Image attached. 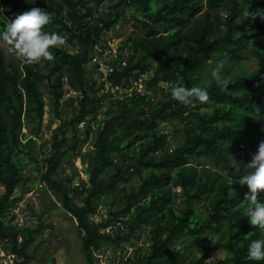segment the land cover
<instances>
[{"label": "trees", "instance_id": "16d2710c", "mask_svg": "<svg viewBox=\"0 0 264 264\" xmlns=\"http://www.w3.org/2000/svg\"><path fill=\"white\" fill-rule=\"evenodd\" d=\"M104 1L0 0V9H3L0 31L5 20H13L38 7L53 16L52 23L44 31L68 35V41L77 48L71 53L55 49V61L47 65V71L19 59L18 64L7 62L0 49L2 250L22 258V261L15 259L13 264H24L32 258L27 248L40 234L42 225L34 229L17 228L10 220L15 218L10 209L19 200L15 189L20 185L26 186L24 193L32 189L23 177L24 165L39 163V157L29 147L35 140L24 135L22 129L24 124L32 125V138H38L45 108L42 88L50 93L55 111L67 88L80 93L82 98L77 101V111L60 122L51 135L52 153L42 160L45 171L39 180L59 194L62 209L75 221L83 264H95L91 247L99 249L110 245L115 249L131 243L142 228L148 232L147 253L140 258L141 248L134 245L133 254L125 260L120 256L117 264H183L188 249L198 245L202 249L192 264H208L207 260L220 250L225 251L230 260H218L213 264H264V261L247 258L248 245L261 238L262 233L243 215L248 188L238 184L245 174L246 164L264 141V49L253 48L249 54L258 64L255 73L249 77L229 75L232 83L227 90H222L213 80L204 82L199 77L212 54L224 50L229 62L235 64L243 59L240 54L251 42L264 44V0H205L207 10L202 0H120L103 16L93 18L90 2L94 10H98ZM127 3L133 4L146 20L141 22L139 33L121 43V48L130 53L128 66L108 80L117 85L136 71L135 78L147 74L146 86L155 92L158 83L169 84V87L154 106L145 104L143 99L112 104L107 121L97 127L91 138L92 156L84 170L88 181L72 187L53 177L63 156L62 148L68 142L65 129L70 126L76 135L77 123L95 114L103 98L98 95L96 82L86 78L89 48L102 30L98 24L107 29L111 27L119 18L117 9ZM220 8L228 11L223 23L208 11ZM199 15L202 17L195 19ZM151 62L155 63L152 69ZM175 83L188 88L206 87L210 101H194L186 106L173 100L170 86ZM208 107L211 108L209 114L200 113L201 108ZM56 116L59 117L58 112ZM174 120L186 122L182 129L184 142L170 153L162 152L167 135L159 126ZM91 131L88 126L84 132L86 139ZM68 147L73 148L74 144ZM232 148L245 155L241 162L230 161L236 157ZM113 155L121 162L128 160L130 164L126 168L148 169V174H139L136 191L120 187L117 198L124 203L123 207L94 223L90 220L96 214L93 201L115 190L110 179L105 177L106 172L113 170L121 177L127 173L113 162ZM200 158L208 159L220 171L198 167L195 163ZM176 188L184 198V208L179 210L175 207L177 194L172 192ZM73 193L79 196V203L72 198ZM205 200L208 202L203 216L194 205ZM260 200L264 203V193L260 194ZM119 220L122 230L101 232ZM180 236L188 242L177 248L174 243ZM214 237L216 240L210 241Z\"/></svg>", "mask_w": 264, "mask_h": 264}, {"label": "rangeland", "instance_id": "374dc122", "mask_svg": "<svg viewBox=\"0 0 264 264\" xmlns=\"http://www.w3.org/2000/svg\"><path fill=\"white\" fill-rule=\"evenodd\" d=\"M120 0H105L98 8L90 2L89 7L92 8L93 18L103 16L109 7H113ZM203 7L205 8V0H202ZM207 10V9H206ZM213 18L217 17L224 22L228 11L224 8L218 10H208ZM120 14L116 22L118 31L123 39L134 36L139 33L141 22L145 21L143 14L137 10V8L131 4H121L117 9ZM202 15L197 16L195 19H200ZM113 18V17H112ZM89 20V19H88ZM193 21V20H192ZM238 37V33L235 34ZM66 38V44L61 49L67 52H75L76 46L68 41V35H64ZM8 45L0 41V49L4 52L7 62H13L18 64L19 61L8 51ZM264 49V44H258L251 42L240 55L243 59L237 63H230L228 53L221 50L217 53L212 54L206 65L199 72L201 81L210 82L212 81L211 72L220 61L224 62V74L227 76L231 75L234 77L239 76H252L258 66L257 61L250 57L252 49ZM155 63L151 62V69ZM90 68L89 66H87ZM67 89V88H66ZM43 97L45 101L43 124L41 127V133L38 138H32V125L24 124L22 133L29 138L35 140V143H31L29 147L32 149V153L39 157L38 164H26L24 165L23 177L28 180V185L32 186V189L28 193H24L26 186L20 185L15 189L14 194L19 197L15 207L10 209V214L14 215V219L11 220V224L16 225L17 228L25 227L34 229L39 224L42 225L41 232L35 236L34 241L28 245L27 252L32 255V258L24 264H83L84 258L80 250L79 235L76 231L75 221L62 209L59 194L51 189L47 184L40 182L39 177L45 171L43 168L42 160L51 156V149L49 141L51 135L54 134V130L59 126L60 122L70 118L76 111L78 103L76 97L67 92L62 98L61 104L57 111L54 110L52 104L51 95L48 90L42 88ZM200 113L209 114L211 108H201ZM59 113V117L56 113ZM186 123V122H185ZM185 123H179L174 120L171 123L161 124L159 130L167 135V143L163 151L170 153L176 147L184 142V136L182 129L186 125ZM219 124H215L217 127ZM96 133V132H95ZM65 136L68 142L62 148L63 156L59 161V165L56 170V176L53 179L62 181L72 187L81 186L86 184L88 177L84 174V170L87 168L90 157L92 156L93 148L91 146V140L86 139L84 134L77 133L75 135L74 130L67 126L65 129ZM70 143L74 144V147H68ZM236 157L231 158V162H241L245 155L238 152L235 148L231 149ZM43 151V152H42ZM75 151H78L75 153ZM155 153V155L160 154ZM113 162L119 164L123 169L127 171L125 176H119L114 174L113 170L106 172L105 177L109 178L113 183L114 193L107 194L93 201L96 204V214L93 215L94 223H99L107 218L108 213H114L123 207V202L117 198V193L120 187H123L126 191H136L138 189L139 174L146 176L148 169L142 168H126L130 162L125 160L121 162L119 157L116 155L112 156ZM198 167L210 168L213 171H220V168L205 158H200L197 163ZM3 188L0 187V194H2ZM172 192L177 194V200L175 207L177 210L184 208V198L182 197L179 188L172 189ZM72 198L79 203V196L72 194ZM208 200L200 202L194 205L195 210L199 211L201 215L205 216V207ZM114 203V204H113ZM9 219V217L7 218ZM125 219H123L124 221ZM147 229L142 228L138 231V237L131 239V243H126L124 247L122 245L113 249L110 245H103L101 248L103 255L109 259L117 261L120 256L123 255V250L126 247L131 246L133 249L134 245L140 246L141 258L147 253L149 243L147 239ZM216 238H211L210 241L214 242ZM185 237L180 236L175 241L177 248H182L186 245ZM2 249V244L0 243ZM202 246L198 245L188 249L183 264H192L197 259L198 253L201 252ZM2 253L0 252V259ZM125 258V256H124ZM17 261H22V258H16ZM14 259V260H15ZM125 260V259H124ZM218 260H226L229 262L230 256L225 251H218L214 253L208 260V264H213Z\"/></svg>", "mask_w": 264, "mask_h": 264}, {"label": "clouds", "instance_id": "9594fccd", "mask_svg": "<svg viewBox=\"0 0 264 264\" xmlns=\"http://www.w3.org/2000/svg\"><path fill=\"white\" fill-rule=\"evenodd\" d=\"M2 11L3 9H0V12ZM52 21L53 16L48 11L33 7L13 20H5L3 30L0 31V41L8 45V51L22 63L36 65L42 71H47V65L55 61L54 50L66 44L64 36L44 31ZM211 78L222 90H227L232 83L231 76L224 74L223 61L217 63L211 72ZM170 95L173 100L186 106L194 101H210L207 88L200 86L188 88L175 83L170 86ZM244 171L245 174L238 180L241 187L246 185L248 188L244 199L247 206L243 215L250 219L251 226L258 228L262 233L261 238L248 245L247 258L261 262L264 261V203L260 200V194L264 193V141L259 144L257 153L252 156L251 162L246 164Z\"/></svg>", "mask_w": 264, "mask_h": 264}, {"label": "built area", "instance_id": "2783aa9c", "mask_svg": "<svg viewBox=\"0 0 264 264\" xmlns=\"http://www.w3.org/2000/svg\"><path fill=\"white\" fill-rule=\"evenodd\" d=\"M98 26L102 28V30L89 48V61L87 66L90 68H88L89 72L86 74V78L96 82V87L99 88L98 95L103 98L99 102L97 112L87 115L76 125L78 133L82 134H84L88 126H91L92 131L89 140L95 136L97 127L103 126L107 121V113L111 111L112 104L126 99H143L145 104L154 106L158 102L160 96L164 94L169 87V84L162 82L158 83L157 91L155 92L146 86L145 80L147 74H141L135 78L136 71L132 73L133 75L130 76V78H124L120 84L116 85L111 83L108 78L115 73L122 72L128 66L130 53H128L126 49L121 48V43L125 39L119 35L120 32L118 31L119 29L116 23L108 29L103 27L101 23L98 24ZM66 91L75 96L76 101L82 98L80 93L67 89ZM77 152L78 151H75V153ZM90 220L94 222L93 216L90 217ZM115 228L123 229L120 220L101 232L105 231V233H111V230ZM121 245L124 247L125 244ZM101 249L102 248H90L95 264H117L119 259L117 261L113 260L112 257L107 259L103 255L104 252H102ZM0 252L2 253L0 259L1 264H13L15 259L14 254L6 252L1 248ZM132 254L133 249L131 246L126 247V249L124 248V259L130 257Z\"/></svg>", "mask_w": 264, "mask_h": 264}]
</instances>
